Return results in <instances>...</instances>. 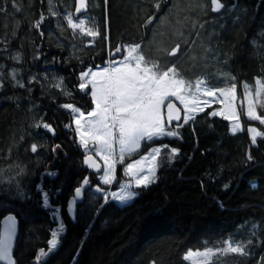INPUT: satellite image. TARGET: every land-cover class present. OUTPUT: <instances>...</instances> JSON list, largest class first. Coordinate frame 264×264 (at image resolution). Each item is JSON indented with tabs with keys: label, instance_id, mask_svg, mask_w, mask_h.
Wrapping results in <instances>:
<instances>
[{
	"label": "trees",
	"instance_id": "obj_1",
	"mask_svg": "<svg viewBox=\"0 0 264 264\" xmlns=\"http://www.w3.org/2000/svg\"><path fill=\"white\" fill-rule=\"evenodd\" d=\"M222 2L226 7L220 14L209 10L201 21L198 44L206 39L210 47H195L186 55L187 50L184 59L166 68L175 66L189 81L205 78L212 87L225 86L224 73L234 76L243 131L232 134L228 120L210 115L217 107L206 109L179 129L180 139L148 145L167 143L180 154L171 163L164 159L157 182L135 189L136 199L120 206L92 195L98 176L85 168L71 114L60 105L91 111L90 95L79 90L80 73L104 67L109 58L121 59L123 53L110 56L118 46L151 38L154 24L169 9L165 0H89L88 16L100 36L93 48L85 47L87 39L75 41L65 23L64 16L75 13V0H52L51 5L49 0H0V172L11 168L16 174L12 181H0V233L3 219L14 214L19 221L16 264H189L183 260L188 250H202L229 235L246 239L253 222L264 226V138L252 144L247 131L264 132V126L247 118L242 87L246 82L255 92V80H264V0ZM50 7L57 16L50 15ZM41 13L45 20L37 30ZM13 70L24 88L13 86ZM60 77L71 96L52 86ZM256 105L264 115V97ZM41 117L54 136L33 126ZM33 143L37 153L30 151ZM56 144L60 148L53 152ZM49 171L57 175L50 177ZM85 178L92 188L73 222L68 205ZM251 182L259 188L250 189ZM41 187L49 192L51 207L43 206ZM61 223L60 242L49 251L51 233ZM262 241L253 238L254 257L264 254ZM41 249L48 255L41 257ZM223 259L234 264L230 257Z\"/></svg>",
	"mask_w": 264,
	"mask_h": 264
},
{
	"label": "snow or ice",
	"instance_id": "obj_2",
	"mask_svg": "<svg viewBox=\"0 0 264 264\" xmlns=\"http://www.w3.org/2000/svg\"><path fill=\"white\" fill-rule=\"evenodd\" d=\"M51 2L52 0H49V5ZM104 2L107 4V0ZM207 6L200 5L202 8ZM154 7L158 10L159 2ZM225 7L222 0H210V8L213 13H221ZM86 8V0H77L75 9L77 14ZM49 13L53 17L58 15L57 12L51 10V7ZM44 20L45 17L41 13L40 19L36 21L34 27L39 30ZM65 20L68 28L73 30L74 36L77 30L82 36L95 38L99 35V31L94 27L86 26L85 19L74 21L72 14H68L65 16ZM151 22L152 18H149L147 24ZM57 26L59 27V24ZM43 34L40 32L41 36ZM179 49L180 45L176 44L168 52V55L176 56ZM117 53H123L122 58L110 59L103 69L98 68L93 71L89 68L80 73L79 90L90 95L91 103L94 105L91 111L86 114L72 103L60 105L61 108L69 110L72 123L75 124L74 131L79 138L80 146L85 150L83 163L97 173H101L103 169L100 180L104 185H111L116 181L117 164H124L126 159L137 155L142 145L148 147V145L165 138L180 139L179 129L194 122L197 114L204 112L205 108L211 107L213 101L220 103L222 107L219 111H212L211 116H221L225 120L232 121V134L243 130L236 106L237 84L234 76L224 73L226 83L223 87H212L205 79L200 78L193 84L185 79L175 66L161 69L157 61L146 58L140 43L118 46L114 52L110 50V56H115ZM14 59L19 61L20 57L17 55ZM11 78L14 81V87H25L22 82L17 81L15 70L11 73ZM34 80L33 77L29 82ZM52 86L59 89L65 96H71V92L64 90L62 77L58 78V82ZM242 87L243 99L247 102V118L264 125V115L258 114L257 105L254 103V96L257 100L264 97V80L259 78L255 80L254 93L252 87L246 82L242 84ZM2 88L3 84L0 83V89ZM202 97H211L213 101L202 99ZM174 100L178 101L182 108H178L173 102ZM174 121L177 122L175 125H173ZM33 126L36 129L43 128L47 133L55 135L52 125L45 122L42 117ZM66 127H71V125H66ZM247 131L252 144H256L257 137L264 138V132L258 131L255 127H249ZM58 148L60 145L56 144L52 151L55 152ZM30 151L37 153L38 145L31 144ZM162 152L164 153L163 157ZM179 154L178 148L169 147L167 143L148 147L146 153L125 165L123 172L128 177L127 181L119 183L117 191L105 193L103 199L107 202L111 196V199L120 206L130 205L140 194L135 189L146 190L155 184L158 179L157 172L162 166L163 160L166 159L171 163ZM96 157L103 162L102 165ZM248 159L251 160L252 157L249 155ZM23 171L20 169L18 174H23ZM47 175L55 177L57 173L49 171ZM88 183V179L85 178L83 185ZM249 187L255 191L259 185L251 182ZM224 188L227 189L228 185L225 184ZM40 191L43 206L51 207L49 192L42 187ZM96 191L100 192L101 189L98 187ZM81 193L82 188L76 187L70 206L75 205L76 198L80 197ZM3 223L4 229L0 233V261L5 264H16L12 256L16 234L15 217L9 215ZM63 231L62 223L59 228L52 231L51 239L48 241L49 251L57 248L60 242L59 235ZM258 236L264 237V226L253 222L248 230V238L229 235L211 246L206 243L202 250H188L184 254L183 260L189 264H229L223 258L230 257L234 264H264V254L259 257L253 255L255 248L253 238ZM46 255L48 253L41 249L40 256ZM250 257L253 258L250 260Z\"/></svg>",
	"mask_w": 264,
	"mask_h": 264
},
{
	"label": "rangeland",
	"instance_id": "obj_3",
	"mask_svg": "<svg viewBox=\"0 0 264 264\" xmlns=\"http://www.w3.org/2000/svg\"><path fill=\"white\" fill-rule=\"evenodd\" d=\"M160 1H162V0H160ZM169 1H170V4L168 6L169 9L154 24L152 31H151L152 35L150 38V40L154 44L153 53H149L151 56V60L157 61L160 65L161 69H165L166 66H168L170 64V61H172V60L176 61L179 59L181 61L182 59H184V57L188 54V52L192 48L197 47V48L203 49L205 46L204 51H206L210 47V43H208L206 39L202 45L198 44L199 39H200L199 32L202 28L201 27V25H202L201 21H202V19L207 18L209 10L211 11L210 0H169ZM202 4L208 5V6L205 8H202V7H200V5H202ZM72 16H73L74 21H78V19H85L87 21L86 26L95 28V24L89 16H84V17H81L78 19H76L74 17V15H72ZM64 20H65V16H64ZM65 23L67 25L66 20H65ZM68 29L70 30L71 35L75 41H78L80 39H87L88 42L85 44V47H87V48L95 47L96 41L100 37L99 35L95 38L88 37V36H82L78 30H77L76 35L74 36L73 30L70 28H68ZM205 42H206L207 46H206ZM176 44L180 45V53L177 55V57L172 58L170 55H168V52L172 48H174L176 46ZM185 51H187V52H185ZM184 52L186 54L185 56H184ZM194 55L192 56V60L195 59ZM200 58H201V56H199L197 59H200ZM109 60H110V58L108 59V61ZM194 64H197V62L194 61ZM106 66H107V63L104 67H106ZM104 67H100L99 69H103ZM96 70H93V71H96ZM180 73H181V75H184V74H182V72H180ZM200 79H205V78L201 77ZM196 80H192L191 82L194 84ZM205 81H206V79H205ZM88 91L90 92V89ZM253 93H254V91H253ZM202 99H208L209 101H213V98H211V97H202ZM256 101H257V98H255V96H254V103H256ZM175 102L182 108V106L179 104L178 101H175ZM246 104H247V102L244 101L245 111H246ZM236 106H237V111L239 112L238 95H237ZM211 107H217L214 111H219V110H221L222 106L220 103L213 101ZM211 107H207V108H205V110L208 108H211ZM67 111H69V110H67ZM199 114H201V113H199ZM199 114H197V116ZM239 114H240V112H239ZM218 117H221V116H218ZM228 121L230 122V125L232 127L233 122L230 120H228ZM240 123H241L242 129H243L241 117H240ZM74 126H75V124H74ZM262 126H264V125H262ZM242 131H238L237 133H240ZM259 138L260 137H257V140ZM89 147L91 148L92 146L90 145ZM141 149H142V147H141ZM84 152H85V150H84ZM162 156H163V152H162ZM129 162H131V160L126 159L124 164H117L116 173H115L116 181H114L111 185H104L100 180L101 175L98 176L99 186L92 189V195L100 196L103 198L105 193H108L111 191H117L118 185H119V175H120L119 171L122 172V174H121L122 181L120 183L127 181L128 177H126L124 175L123 169H124L125 165ZM15 176H16L15 170H12L11 168H9L7 170L0 172V181H5L6 179H9L10 181H12ZM116 185H117V188H115ZM98 187L101 189L100 192L96 191V188H98ZM107 202H115V201H113L111 199V196H109V199Z\"/></svg>",
	"mask_w": 264,
	"mask_h": 264
},
{
	"label": "water",
	"instance_id": "obj_4",
	"mask_svg": "<svg viewBox=\"0 0 264 264\" xmlns=\"http://www.w3.org/2000/svg\"><path fill=\"white\" fill-rule=\"evenodd\" d=\"M76 1V6H77V0H75ZM86 3H87V8H86V10H82L81 11V13H79V14H77L76 12L74 13V17L76 18V19H78V18H81V17H83L85 14H87V12H88V3H89V0H86ZM76 9V8H75ZM223 11V10H222ZM213 13V12H212ZM213 14H220V13H213ZM175 104H176V106L178 107V108H181L175 101H173ZM182 115H183V113H182ZM177 122H173V125H175ZM96 159H97V161L99 162V163H101V165L103 164L101 161H99V159L96 157ZM85 168L91 173V174H93V175H95V176H100V175H102V172H103V169L101 170V173H97L94 169H91V168H89L86 164H85ZM89 181V180H88ZM81 188H82V193H81V196L80 197H78V198H76V203H75V205L74 206H70V202H69V205H68V209H67V211H68V214H69V217H70V219L73 221V222H76V217H77V210H78V207L79 206H81L83 203H84V201H85V194H86V192L87 191H89L91 188H92V183L89 181V183L87 184V185H83L82 184V186H81ZM72 200V199H71ZM70 200V201H71ZM9 215H11V216H14L15 217V220H16V234H15V239H14V242H13V249H12V256H13V259H14V250H15V246H16V242H17V238H18V234H19V221H18V219H17V217L14 215V214H9ZM9 215H7V216H9ZM6 216V217H7ZM5 217V218H6ZM5 218L3 219V221H2V229H1V233L3 232V229H4V220H5ZM0 263L1 264H5V262H3V261H0Z\"/></svg>",
	"mask_w": 264,
	"mask_h": 264
},
{
	"label": "flooded vegetation",
	"instance_id": "obj_5",
	"mask_svg": "<svg viewBox=\"0 0 264 264\" xmlns=\"http://www.w3.org/2000/svg\"><path fill=\"white\" fill-rule=\"evenodd\" d=\"M76 2V1H75ZM165 4L167 5V6H169V4H170V1L169 0H165ZM88 13H89V3H88V12H87V14H85L84 16H88ZM83 16V17H84ZM149 41H150V38H148V40H146V38H144L143 39V41H141L140 42V44H141V49H142V52L144 53V55H148L150 58H151V56H150V54L149 53H153V48L151 49V48H149L150 47V45H149ZM180 53V49H179V51L177 52V55ZM177 55L176 56H171L172 58L173 57H177ZM179 62H180V60H179Z\"/></svg>",
	"mask_w": 264,
	"mask_h": 264
},
{
	"label": "bare ground",
	"instance_id": "obj_6",
	"mask_svg": "<svg viewBox=\"0 0 264 264\" xmlns=\"http://www.w3.org/2000/svg\"><path fill=\"white\" fill-rule=\"evenodd\" d=\"M166 7V6H165ZM142 39V38H141ZM10 81V80H9Z\"/></svg>",
	"mask_w": 264,
	"mask_h": 264
},
{
	"label": "crops",
	"instance_id": "obj_7",
	"mask_svg": "<svg viewBox=\"0 0 264 264\" xmlns=\"http://www.w3.org/2000/svg\"><path fill=\"white\" fill-rule=\"evenodd\" d=\"M192 123V122H191ZM142 147H143V145H142Z\"/></svg>",
	"mask_w": 264,
	"mask_h": 264
}]
</instances>
